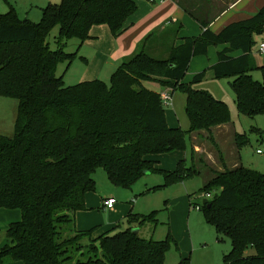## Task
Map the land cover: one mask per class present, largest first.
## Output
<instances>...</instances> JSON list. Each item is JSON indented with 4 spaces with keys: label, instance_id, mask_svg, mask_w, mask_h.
<instances>
[{
    "label": "trees",
    "instance_id": "16d2710c",
    "mask_svg": "<svg viewBox=\"0 0 264 264\" xmlns=\"http://www.w3.org/2000/svg\"><path fill=\"white\" fill-rule=\"evenodd\" d=\"M174 1L200 24L199 37L170 47L153 45L170 40L169 35H149L109 83L73 86L57 75L61 63L70 66L77 56L64 51L67 43L83 45L92 28L102 25L119 37L138 11L134 0H62L44 8L38 23L20 20L14 8L0 14V97L18 101L14 136H0V209L21 212V220L6 230L0 264H165L170 245L176 244L171 230L165 240L156 241L143 239L132 227L156 223V213L144 217L130 211L129 229H112L97 238L96 229H76L75 215L87 211L85 197L96 192L93 174L99 169L122 187L154 172L164 174L165 185H173L208 171L212 177L202 193L212 198L201 210L217 234L230 240L223 264H264V174L241 164L213 171L197 163L193 149V164L181 161L174 172L157 170L151 159L184 151L192 134L210 135L230 124L228 105L193 87L205 79L206 70L183 83L193 58L207 56L211 47L227 46L209 70L215 79H232L238 112L251 118L264 115V66L252 59L253 35L264 30V6L216 33L209 28V0L207 5ZM56 27L58 49L52 50L47 40ZM159 47L169 50L167 57L157 53ZM254 71L262 73L261 82L253 79ZM144 82L186 95L187 132L168 126L160 93ZM234 141L239 150L250 143L245 134H235ZM215 191L219 193L213 195ZM250 248L254 256L245 255Z\"/></svg>",
    "mask_w": 264,
    "mask_h": 264
},
{
    "label": "rangeland",
    "instance_id": "374dc122",
    "mask_svg": "<svg viewBox=\"0 0 264 264\" xmlns=\"http://www.w3.org/2000/svg\"><path fill=\"white\" fill-rule=\"evenodd\" d=\"M61 1L0 0V14L6 15L11 8H14L20 20L38 23L42 18L44 8L50 4L58 5ZM58 33L59 28L56 27L48 37L47 41L52 50L58 49L56 43ZM253 39L255 42L252 50L253 62L256 66L263 67L264 53H259V49L261 44L264 43V30L261 33H255ZM79 44L78 40H71L67 43L64 51L76 53L77 56L70 66L68 62H64L57 69V75L63 76L66 86L81 83L82 76L96 68L92 62L95 53H92L91 47L85 45L80 52H77ZM214 49L212 48L211 52H214ZM84 57L89 58L91 63H84L82 61ZM205 60L208 59L205 58ZM251 75L254 80L262 81L260 71H254ZM191 81L192 79L188 80V82ZM231 81L232 79H215L209 68H206L205 79L201 83L193 85V87L209 92L216 99L228 105L231 117L229 130L231 129L233 134L223 141L215 136H212L211 140L209 138L205 139L204 135H201L202 138L196 137L192 141L190 135L187 138L184 151L167 153L153 159L156 161L155 168L157 170L174 172L181 161L185 162L187 166H191L193 164L191 156L193 149L197 163L200 164V161H202V164L213 171H222L224 167L234 169L239 166L236 162L239 159V163L245 168L264 174V155L256 153L257 149H264V115L251 118L238 112L235 96L230 87ZM143 85L145 88L158 93L162 91L160 85L154 82H144ZM171 94L172 105H164L166 116H168V126L170 128H181L184 132H187L190 129V121L186 114V95L178 90L173 91ZM17 111V100L0 97V136L9 138L14 136ZM225 132L226 135L229 133ZM235 134H245L250 141L244 148L240 150L237 148L238 159L236 149L232 147L235 144ZM211 177L209 172L204 170L198 177L188 178L173 185H165L164 174L154 172L138 179L130 187H122L113 185L104 170L99 169L93 174L96 193L88 194L92 196V203L95 204L98 203L97 198L100 197L116 200L115 212L101 211L104 221L102 228L107 227L110 223L111 226L105 228V230L114 229V233L125 231L132 226L127 219L130 211L134 215L144 217L156 213V223L133 227V231L139 229L140 236L143 239L163 241L166 239L169 229L171 230L176 244L172 243L170 245L165 264H180L182 259L187 260V264H223L224 256L231 251L230 240L224 235L217 234L215 228L206 220L202 210L198 211L193 208L196 205L202 208L204 205V199H201L200 196L204 195L202 189ZM164 185L165 187L154 191L155 188ZM212 193L215 195L219 191ZM191 203L195 206H191ZM111 220L114 222H111ZM17 221L4 219L2 223L0 222V243L5 239L7 242L6 228L10 223ZM245 255L254 256L255 250L250 248Z\"/></svg>",
    "mask_w": 264,
    "mask_h": 264
},
{
    "label": "crops",
    "instance_id": "0c3cea01",
    "mask_svg": "<svg viewBox=\"0 0 264 264\" xmlns=\"http://www.w3.org/2000/svg\"><path fill=\"white\" fill-rule=\"evenodd\" d=\"M134 1L138 5V11L128 20L125 26L126 30L122 35L116 38L111 34L108 26H95L90 32L91 39L86 41L83 45L79 44L77 52H80L81 49L86 45L88 47H91L92 53H95L93 55L92 62L96 66V68L91 70L89 73H85L82 76V82L101 80L105 83H109L112 74L122 65L124 59L133 56L149 35L170 36V40L168 38V40H164L163 43H161V41L156 43L155 41L153 44L154 46L177 47L183 44L185 39L199 37L203 32L200 24L185 12L178 5L177 1ZM201 2L207 5L206 2L208 1L202 0ZM209 2L211 4V7L209 6L208 8L211 9L210 15L208 17L209 28L216 33L233 22L250 18L264 6V0H211ZM226 47V45L211 47L208 50L207 56L193 58L183 83H189L188 80L193 79L195 75L206 70V68H210L211 66L215 65L218 61V52L223 51ZM212 48H215L213 50L214 52H211ZM167 51L169 53V50L163 49V47L157 48V53L162 57H167ZM205 58L208 60H205ZM82 61L86 64L91 63V61L87 57L82 58ZM108 80L109 82H107ZM159 80L164 81V79ZM154 83L160 85L159 82ZM160 87L162 89L160 93L169 88L162 87L161 85ZM229 127L230 124L216 127L212 129L210 135H208L206 132H203L201 134H192V141H194L196 137L202 138L201 135H204L205 139L215 136L223 141L226 137H229L231 134H233L231 129L229 130ZM225 131L229 133L226 135L224 134L226 133ZM232 147L236 149L238 159V149L236 147V144H233ZM155 157L156 156H152L151 159L153 160L155 159ZM236 162L240 165L239 159ZM89 194H87L85 197L87 211H79L75 215L76 229L78 231H89L92 229H96L93 238H97L111 230H105V228H109L111 226L110 223L107 227L102 228V226L104 225V221L102 219L103 214L101 213V211H106L103 206L104 201L110 198H97L98 203L95 204L92 203V196H90ZM115 208L116 205L109 211L115 212ZM4 219L20 221L21 212L0 209V222L2 223ZM111 222L114 221L111 220ZM132 227L139 226L134 225ZM138 233L140 235L139 229ZM5 244L6 239L0 243V249ZM12 264L21 263L16 262Z\"/></svg>",
    "mask_w": 264,
    "mask_h": 264
},
{
    "label": "built area",
    "instance_id": "2783aa9c",
    "mask_svg": "<svg viewBox=\"0 0 264 264\" xmlns=\"http://www.w3.org/2000/svg\"><path fill=\"white\" fill-rule=\"evenodd\" d=\"M259 53H261V54L264 53V43L261 44L260 49H259ZM172 92H173V89L172 88H168L167 90H165L162 93H160L161 99H162V101H163V103H164L165 106H171L172 105V94H171ZM256 153L258 155H264V149L263 148H259V149H257ZM200 198L201 199H204V201L205 200H209V199L212 198V194L204 193V195H201ZM116 203H117L116 200L113 199V198H110L108 200H105L104 201V204H103L104 209L105 210H111V209L114 208V206L116 205ZM193 208H195L198 211H201V207L198 206V205H196Z\"/></svg>",
    "mask_w": 264,
    "mask_h": 264
},
{
    "label": "water",
    "instance_id": "95a60500",
    "mask_svg": "<svg viewBox=\"0 0 264 264\" xmlns=\"http://www.w3.org/2000/svg\"><path fill=\"white\" fill-rule=\"evenodd\" d=\"M147 175H148V174H147ZM133 232L136 233V234H138V229H135Z\"/></svg>",
    "mask_w": 264,
    "mask_h": 264
}]
</instances>
